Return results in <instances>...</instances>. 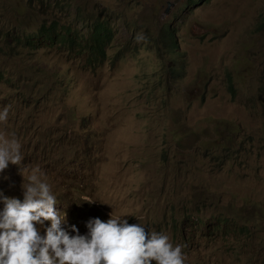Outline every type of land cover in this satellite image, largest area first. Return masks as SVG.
I'll use <instances>...</instances> for the list:
<instances>
[{
    "label": "rangeland",
    "instance_id": "rangeland-1",
    "mask_svg": "<svg viewBox=\"0 0 264 264\" xmlns=\"http://www.w3.org/2000/svg\"><path fill=\"white\" fill-rule=\"evenodd\" d=\"M192 1L0 0V137L23 156L0 192L22 201L39 167L64 192L62 227L127 215L184 245L185 264H264V0ZM93 19L115 32L95 69L76 46L26 38L54 21L88 38ZM73 153L92 162L71 174L80 188L59 167Z\"/></svg>",
    "mask_w": 264,
    "mask_h": 264
},
{
    "label": "clouds",
    "instance_id": "clouds-1",
    "mask_svg": "<svg viewBox=\"0 0 264 264\" xmlns=\"http://www.w3.org/2000/svg\"><path fill=\"white\" fill-rule=\"evenodd\" d=\"M141 40L146 37L138 34L137 42ZM8 112V107L0 112V121L7 120ZM22 161L17 139L0 137V173ZM43 177L39 167L31 170L22 201L0 192L4 205L0 211V264H185L184 245L173 246L165 234L146 232L138 223L130 225L122 219L127 215L112 218L110 213L106 222L90 219L86 235L79 234L75 225L62 227L67 224L66 213L56 211L57 199ZM84 202L95 200L86 197ZM45 221L50 225L41 236L36 225L43 226Z\"/></svg>",
    "mask_w": 264,
    "mask_h": 264
},
{
    "label": "trees",
    "instance_id": "trees-1",
    "mask_svg": "<svg viewBox=\"0 0 264 264\" xmlns=\"http://www.w3.org/2000/svg\"><path fill=\"white\" fill-rule=\"evenodd\" d=\"M203 1V0H193L192 3L197 4L198 2ZM91 34L89 35L88 38H85V36L79 32L76 28H73L72 25H67V26H61L58 27V24L56 21L52 22L50 25H41V27L38 29L35 35L29 33L26 35L27 41L29 43H33V41H41L43 46L47 47H55L58 46L59 48L65 47L66 44L70 46H76L75 50L73 53H76V55H80L83 57V55L87 54L88 57H90V63L87 62V66L90 68H97L100 65L97 64L98 61H104V58L108 57L107 56V48L109 47L110 43L112 42L114 38V28L105 20L99 21V19H93L90 24H89ZM165 36V42L168 44L171 49H177L178 45L176 43L174 31L167 29L164 33ZM91 64V65H90ZM172 72L176 71L175 67L171 69ZM263 74H264V68H263ZM264 78V77H263ZM227 83H228V89L229 92L231 93L232 96H235V88L233 84L232 77L230 75L227 76ZM82 119H84L82 117ZM94 131L89 134V136L84 135L85 139L91 138L93 135ZM53 147H50V149ZM61 156V155H60ZM70 157L72 159H75L76 162H72L69 165L65 166L59 165L60 168L63 167V170L68 172L71 176V182L75 183L78 188H80V182L76 181V176L71 175L73 172L76 173H81V172H86V168L90 167V161H88L85 158H78L73 154H70ZM44 161L45 159L42 158ZM88 161V164H85V161ZM74 165V166H72ZM57 177H59L60 173L56 172ZM43 179L46 180L44 177ZM46 182L51 185L49 180H46ZM53 184V183H52ZM69 189L76 191V188L73 187L71 184H68ZM52 194L56 197L57 199V204L59 206H64L61 204L60 200V193L64 194V192L58 191V194L55 193L51 189ZM55 207V206H54ZM65 207V206H64ZM68 221V220H66ZM200 219L196 220V223H200ZM219 218L216 222H212V227L214 228H219V226L223 225L222 222H218ZM194 223V222H193ZM206 225V224H204ZM224 230V229H221ZM233 231V236H239L243 235V231L236 232V230Z\"/></svg>",
    "mask_w": 264,
    "mask_h": 264
}]
</instances>
